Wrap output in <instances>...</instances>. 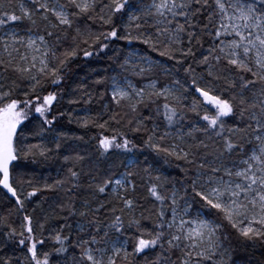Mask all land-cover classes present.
<instances>
[{"label":"snow or ice","instance_id":"snow-or-ice-1","mask_svg":"<svg viewBox=\"0 0 264 264\" xmlns=\"http://www.w3.org/2000/svg\"><path fill=\"white\" fill-rule=\"evenodd\" d=\"M81 55L109 69L69 91ZM65 95L83 115L53 114ZM64 117L127 132L74 136L93 151L66 155ZM57 158L51 181L29 169ZM0 189L22 214L0 217V264H264L249 252L264 248V0H0Z\"/></svg>","mask_w":264,"mask_h":264},{"label":"trees","instance_id":"trees-1","mask_svg":"<svg viewBox=\"0 0 264 264\" xmlns=\"http://www.w3.org/2000/svg\"><path fill=\"white\" fill-rule=\"evenodd\" d=\"M106 30V29H105ZM112 47L117 49L118 51L122 52L123 55H128V53L134 52L137 55H144L150 57L154 62L155 61H160L161 63H164L166 66H170L172 62L166 61L164 58H161L158 56L157 53L155 52H149L146 48L145 45L139 44L138 42H132V43H127L126 41H115L112 44ZM111 51H109V55H111ZM79 65V67H77ZM73 73H70V81L66 79V83L69 84V91L72 87H75V84L79 81L81 77L86 78V81L88 83L91 82V80H94L98 78L99 76H103L106 73V70L109 69V61L107 58H88L87 60H84L82 55L79 60L76 61L75 64L72 66ZM182 76L183 73H180ZM160 79L163 80L164 76L160 75ZM67 96L65 95V98L62 99L58 104H56V112L53 114H58V111L64 110V111H69V110H74V114H79L83 115V106L82 105H68L67 104ZM202 100V98H201ZM188 103H191V100L188 101ZM95 108V106H93ZM211 109V106H208ZM214 111V109H212ZM31 119V118H30ZM196 117L192 113H188L186 117L187 122L194 121ZM37 121L34 119H31V122H25L24 125L21 126V128L24 131V134L29 137V142L31 143H36L37 139L32 137L31 130L35 127ZM56 132L63 133L67 135V139H61L63 147L61 148V152L63 154H72V149L75 148L77 150L83 149L84 147H87L89 152L93 151L92 144L94 143L93 141H90V143L85 146L82 142L77 141L73 139L74 136H80L84 135L85 139H89L90 137L93 136H98V135H108L111 136L113 135V129L116 131H122V132H127L126 128H121L120 126L117 125H112L106 132L98 129V128H92L90 131H86L76 125L75 122L69 123L68 118L64 117L60 119L56 125H55ZM164 129L163 127L160 129L162 132ZM188 129L187 127L184 128V131L186 132ZM56 132L53 133H46V139H51L53 135L56 134ZM129 138H133L134 142L137 144V149L142 148V139L140 136H133L132 133H129ZM50 147L55 149V144H50ZM137 156L140 160H144V158L147 156L149 160L155 159L153 154L147 150L143 149L142 153L140 151H137ZM123 156H117V155H112L107 158L106 161H104V166L107 167L109 164L112 165H118L120 164V161L123 159ZM62 164V159H53L49 160L47 163H37V164H29V169H35L36 174L41 177H48L49 180L57 178L58 170L61 168ZM159 168L161 171H163L167 175L171 176H176L178 170L175 168L174 163L173 164H165L163 160L159 161ZM29 175H31V171H29ZM14 178L16 180V183H19L18 177L14 174ZM29 191L31 189H28ZM5 191L3 189H0V217H6L8 214L11 212L12 215L9 217L11 220H14L19 224L20 219L22 218L21 215H16L14 211V198H10L12 202L9 200H5L3 198V193ZM33 203L28 206L29 212L32 211L33 208H36V213L35 215H42V210L41 208L36 207V205L44 200V195L38 193L36 197L32 198ZM146 207H150V205H145ZM43 210H48L49 206L47 203H43L42 205ZM146 223H150L147 222ZM259 244V242H258ZM129 249H131V241L129 242L128 245ZM3 249L0 248V252H2ZM249 252L252 253L254 259H259L264 257V248L257 246L255 249H249ZM247 256V254H245ZM143 260V257L140 258Z\"/></svg>","mask_w":264,"mask_h":264},{"label":"bare ground","instance_id":"bare-ground-1","mask_svg":"<svg viewBox=\"0 0 264 264\" xmlns=\"http://www.w3.org/2000/svg\"><path fill=\"white\" fill-rule=\"evenodd\" d=\"M4 191H6V190H4Z\"/></svg>","mask_w":264,"mask_h":264},{"label":"rangeland","instance_id":"rangeland-1","mask_svg":"<svg viewBox=\"0 0 264 264\" xmlns=\"http://www.w3.org/2000/svg\"><path fill=\"white\" fill-rule=\"evenodd\" d=\"M193 214H195V213H193Z\"/></svg>","mask_w":264,"mask_h":264}]
</instances>
